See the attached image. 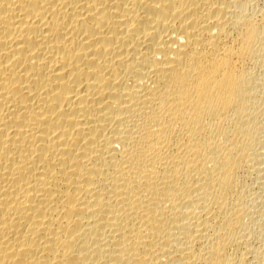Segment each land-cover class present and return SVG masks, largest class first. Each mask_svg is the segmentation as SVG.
<instances>
[{
  "label": "bare ground",
  "instance_id": "obj_1",
  "mask_svg": "<svg viewBox=\"0 0 264 264\" xmlns=\"http://www.w3.org/2000/svg\"><path fill=\"white\" fill-rule=\"evenodd\" d=\"M0 264H264V0H0Z\"/></svg>",
  "mask_w": 264,
  "mask_h": 264
}]
</instances>
